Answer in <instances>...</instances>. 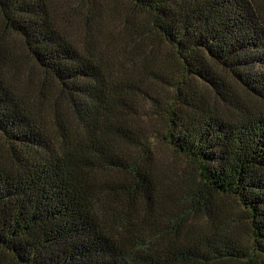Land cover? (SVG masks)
Listing matches in <instances>:
<instances>
[{
	"label": "trees",
	"instance_id": "trees-1",
	"mask_svg": "<svg viewBox=\"0 0 264 264\" xmlns=\"http://www.w3.org/2000/svg\"><path fill=\"white\" fill-rule=\"evenodd\" d=\"M123 1L0 0V264H264V0Z\"/></svg>",
	"mask_w": 264,
	"mask_h": 264
},
{
	"label": "rangeland",
	"instance_id": "rangeland-1",
	"mask_svg": "<svg viewBox=\"0 0 264 264\" xmlns=\"http://www.w3.org/2000/svg\"><path fill=\"white\" fill-rule=\"evenodd\" d=\"M94 1L96 0H56V3L59 5V7L64 8L65 13L70 17L74 32L77 30L84 32L86 30L92 31L99 28L96 26L92 18L89 19L84 15V13L88 11L86 10L87 5H90ZM97 3L102 9V20H109V24L104 26L105 32L106 29L113 26L114 23H118L124 19L121 17V14L129 12L132 15H138L137 11L132 10V8L123 0H97ZM7 41H9V43L15 47L18 53L22 55L21 68L26 72L31 71L33 74L42 76L44 78V71L33 64L29 58L27 59L24 52H22L20 40L15 35H13V37L7 36L6 42ZM45 81L49 82V78L45 77ZM250 101L255 102L253 98H250ZM151 121L153 122V119H151ZM154 151L159 160L167 162L175 168H185V170L191 169L190 163L182 158L179 154L175 153L165 141L155 139ZM225 200L232 209L239 210L241 208L235 199L227 197Z\"/></svg>",
	"mask_w": 264,
	"mask_h": 264
}]
</instances>
